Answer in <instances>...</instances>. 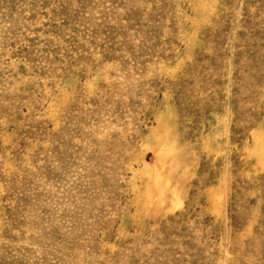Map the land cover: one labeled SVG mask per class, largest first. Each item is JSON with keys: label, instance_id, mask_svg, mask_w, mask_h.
Instances as JSON below:
<instances>
[{"label": "rangeland", "instance_id": "obj_1", "mask_svg": "<svg viewBox=\"0 0 264 264\" xmlns=\"http://www.w3.org/2000/svg\"><path fill=\"white\" fill-rule=\"evenodd\" d=\"M0 264H264V0H0Z\"/></svg>", "mask_w": 264, "mask_h": 264}]
</instances>
